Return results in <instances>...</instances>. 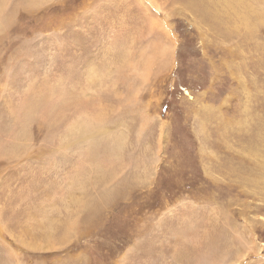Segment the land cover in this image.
<instances>
[{
	"label": "rangeland",
	"instance_id": "1",
	"mask_svg": "<svg viewBox=\"0 0 264 264\" xmlns=\"http://www.w3.org/2000/svg\"><path fill=\"white\" fill-rule=\"evenodd\" d=\"M0 264H264V0H0Z\"/></svg>",
	"mask_w": 264,
	"mask_h": 264
},
{
	"label": "bare ground",
	"instance_id": "2",
	"mask_svg": "<svg viewBox=\"0 0 264 264\" xmlns=\"http://www.w3.org/2000/svg\"><path fill=\"white\" fill-rule=\"evenodd\" d=\"M75 84V83H74ZM100 119H101V123L103 121V115L102 114H99V119L96 121V124L94 127H90L88 124H86V122L84 120H81L79 122H77L76 124H74V127L72 126V133H73V130H76V134L74 135L75 137H80L82 138L83 140L86 139V135L87 134H101V132H104L103 128L100 127ZM88 120H91L93 121V119H88ZM111 121V120H110ZM94 122V121H93ZM104 124V123H103ZM26 131V129H25ZM92 132V133H91ZM23 133V131H22ZM24 134V133H23ZM28 135V134H27ZM85 136V137H84ZM23 137V136H22ZM25 137V136H24ZM114 144V143H112ZM116 147V146H115ZM119 149V148H118ZM117 149V151H118Z\"/></svg>",
	"mask_w": 264,
	"mask_h": 264
}]
</instances>
